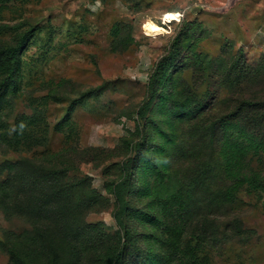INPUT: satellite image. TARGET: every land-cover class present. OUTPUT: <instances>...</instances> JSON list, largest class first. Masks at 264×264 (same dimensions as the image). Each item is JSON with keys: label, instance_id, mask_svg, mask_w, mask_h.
<instances>
[{"label": "rangeland", "instance_id": "1", "mask_svg": "<svg viewBox=\"0 0 264 264\" xmlns=\"http://www.w3.org/2000/svg\"><path fill=\"white\" fill-rule=\"evenodd\" d=\"M3 2L0 46L33 32L20 53L15 85L0 99V181L14 177L12 201L0 202V264H10L4 243L14 234L23 241L43 240L36 253L52 243L70 264H94L90 246L111 244L126 248L122 264H152L153 252L162 253L159 264H165L167 249L149 236L147 194L139 192L144 160L154 157L161 140L155 132L142 138L136 129L150 76L173 39L189 26L197 51L215 64L239 50L249 64H258L264 56V0ZM168 11L180 16L163 23ZM149 18L164 30L148 34L144 22ZM115 24L134 38L127 50H112ZM182 79L195 87L191 70ZM201 81L200 93L229 96L217 78ZM233 91L261 96L264 77ZM145 118H154L153 112ZM200 127L194 133L185 128L190 136L179 135L171 162V191L177 196L170 211L209 237L215 234L200 253L209 256L202 264H264L261 202L243 187L236 205H225L222 193L228 181L214 129ZM123 137L131 138V146L123 144ZM65 147L81 163L66 176L61 165L43 167L35 159L41 151ZM92 147L113 149L115 156L84 154ZM153 225L152 232L161 236L163 229ZM168 261L184 264L179 258Z\"/></svg>", "mask_w": 264, "mask_h": 264}, {"label": "trees", "instance_id": "2", "mask_svg": "<svg viewBox=\"0 0 264 264\" xmlns=\"http://www.w3.org/2000/svg\"><path fill=\"white\" fill-rule=\"evenodd\" d=\"M0 3L4 5L3 0ZM122 30L121 24H115L112 29L113 51L127 50L134 41L129 34L124 36ZM32 32H22L11 42L0 46V77H4L0 83V99L9 87L15 85L13 81L18 70L19 56ZM193 32L192 26L186 27L184 32L173 39L168 53L158 60L149 79L147 100L137 112L139 122L136 125L138 135L142 138L153 132L161 138L153 148L154 157L144 160L145 177L139 189V192L147 194L144 210L152 225L148 231L149 236L154 237L156 242L161 241L167 249V254L164 255L167 262H174V259L179 258V262L184 264H202L208 261L209 256L201 254L204 245L215 237V234L212 237L204 234L205 229H194L192 223L178 219V213L170 211L171 203L176 201L177 196L176 192L171 191V162L179 135L183 133L190 136L185 128H192L191 133H194L197 126L210 125L211 130L214 129L218 155L228 181L222 193L225 205L234 207L238 193L244 187L249 195H256V203L261 202L264 210V94L248 96L233 91L234 88L264 77V56L258 64L251 65L244 52L239 50L228 61L215 64L207 54L197 51L192 39ZM188 70L197 77L195 87L187 85L182 79ZM216 78L220 87L228 89L229 96L218 99L210 90L200 93L202 79L207 84ZM149 112H153L154 118L147 121L145 117ZM123 141L128 147L132 144L128 137H123ZM141 143L144 144V141ZM83 151L86 155L97 153L102 159L115 156L111 152L113 149L108 148L92 147ZM71 153L73 154V150L69 147L58 151L44 150L35 159L40 160L43 167L61 165L60 173L66 176L71 170H78L81 166V163L70 157ZM13 180L14 177L7 176L0 181V202L12 201ZM153 223L160 230L163 229L161 236L152 232ZM42 243L43 240L38 238L23 241L15 234L9 237L4 245L10 255V264H70L52 243L45 244L44 249L48 248L47 251L36 253V250H40L37 246ZM90 249L93 251L88 250V255L93 257L94 264H122L126 253L125 247L120 248L114 244L101 248L91 245ZM161 255L162 253L153 252L152 264H159Z\"/></svg>", "mask_w": 264, "mask_h": 264}, {"label": "bare ground", "instance_id": "3", "mask_svg": "<svg viewBox=\"0 0 264 264\" xmlns=\"http://www.w3.org/2000/svg\"><path fill=\"white\" fill-rule=\"evenodd\" d=\"M180 16V13L175 11H168L166 13H164L163 16V23L166 22H172L173 20L177 19ZM144 30L148 33V34H156L162 30H164V27L162 25H159L155 19L149 18L148 20H146L144 22Z\"/></svg>", "mask_w": 264, "mask_h": 264}]
</instances>
